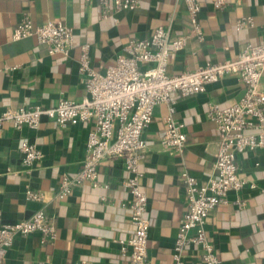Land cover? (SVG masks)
Here are the masks:
<instances>
[{
	"label": "crops",
	"instance_id": "crops-1",
	"mask_svg": "<svg viewBox=\"0 0 264 264\" xmlns=\"http://www.w3.org/2000/svg\"><path fill=\"white\" fill-rule=\"evenodd\" d=\"M204 40L188 39L184 50L172 54L170 75L193 71L209 63L237 59L248 43H264V0H230L217 9L210 0H199ZM28 15L35 26L61 20L74 30L69 57L49 55L35 38L14 40L13 31ZM252 17L253 27L236 28L240 19ZM171 29L173 38L191 31L183 0H140L132 12L104 18L100 0H0V111L9 107L57 106L62 98L82 101L85 84L79 74L81 46L91 47V63L104 73L135 37L149 36L157 27ZM260 89L264 91V80ZM243 82L227 77L208 86L205 93L183 98L176 95L175 117L185 124L187 146L170 154L160 146L167 104L156 107L145 131L147 152L141 170L142 190L149 199L148 257L150 264H171L181 219L187 211L184 184L178 179L189 172L201 185L214 171L219 146L216 122L207 116L211 103L235 105L245 93ZM91 127L79 124L62 128L47 116L38 129L0 127V212L5 224L30 219L39 210L55 219L57 237L43 242L41 235L18 238L8 252L6 264H121L119 239L133 235L129 209L128 178L122 159H106L99 165L102 184L75 187L62 201L56 197L63 175L74 177L86 155ZM35 144L43 158L34 172L22 171L20 147ZM239 174L264 188V150L238 155ZM40 200H27V191ZM243 198L245 208L236 201ZM206 231L224 264H264V196L255 190L230 192L227 203L210 214ZM201 250L191 246L184 264H203Z\"/></svg>",
	"mask_w": 264,
	"mask_h": 264
},
{
	"label": "built area",
	"instance_id": "built-area-1",
	"mask_svg": "<svg viewBox=\"0 0 264 264\" xmlns=\"http://www.w3.org/2000/svg\"><path fill=\"white\" fill-rule=\"evenodd\" d=\"M183 1L191 25L188 35L173 38L170 28L160 26L149 36H134L104 73L92 66L90 45H82L78 69L86 88L82 101L62 98L53 108L35 105L0 111V127L10 124L16 130L24 127L38 129L44 116L62 128L79 124L91 127L82 170L74 177L63 175L61 179L56 194L61 201L71 195L75 187L85 183L109 188L100 181L99 165L106 159L124 161L128 178L123 185L130 193L129 209L134 232L130 238L118 240L121 264H150L149 199L142 190L145 173L141 170L147 155L145 131L152 123L156 107L167 104L169 113L164 117L160 146L170 154L185 150V124L175 117L176 95L187 98L205 93L209 85L227 77L239 78L246 89L235 105L222 107L211 103L208 108V118L217 125L219 146L214 174L207 184L201 185L187 171L178 175L185 187L187 211L180 222L171 264H184L186 252L193 245L200 248L203 264H224L216 245L207 235L210 214L217 206L227 203L231 191L241 193L251 189L264 196V188L239 174L237 163L239 154L264 150V91L260 89L264 80V43L244 45L237 59L209 63L193 71L170 75L168 66L172 54L184 50L190 38L204 40L199 0ZM210 1L217 9H225L230 3V0ZM139 6L140 0H100L104 18L135 11ZM253 26L252 17L240 19L236 24L238 30ZM14 30V40L33 37L49 55L69 57L74 48V30L61 20L35 26L26 15ZM262 30L264 32V24ZM20 150L22 171L31 175L43 158L42 150L28 141L22 142ZM40 198L38 193L27 191V200ZM236 204L245 208L246 201L239 198ZM3 218L0 212V264H6L8 252L20 237L39 234L43 242L57 237L55 219L43 209L18 223L5 224Z\"/></svg>",
	"mask_w": 264,
	"mask_h": 264
}]
</instances>
